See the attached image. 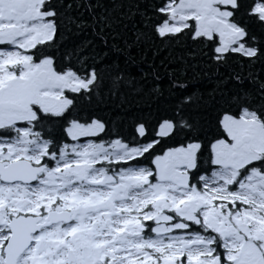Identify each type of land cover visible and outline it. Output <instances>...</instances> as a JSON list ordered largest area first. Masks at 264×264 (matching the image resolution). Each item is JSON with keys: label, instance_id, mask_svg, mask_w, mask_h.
<instances>
[{"label": "snow or ice", "instance_id": "1", "mask_svg": "<svg viewBox=\"0 0 264 264\" xmlns=\"http://www.w3.org/2000/svg\"><path fill=\"white\" fill-rule=\"evenodd\" d=\"M0 264H264V0H0Z\"/></svg>", "mask_w": 264, "mask_h": 264}, {"label": "trees", "instance_id": "2", "mask_svg": "<svg viewBox=\"0 0 264 264\" xmlns=\"http://www.w3.org/2000/svg\"><path fill=\"white\" fill-rule=\"evenodd\" d=\"M134 55H135V53H134ZM144 55H145L144 52L139 53V56H144ZM161 55H167V54L164 53V54H161ZM139 56H138V59H139ZM146 56H147L148 60L151 61V59H152V52L151 51H148L146 53ZM156 62L159 63V60H157Z\"/></svg>", "mask_w": 264, "mask_h": 264}]
</instances>
